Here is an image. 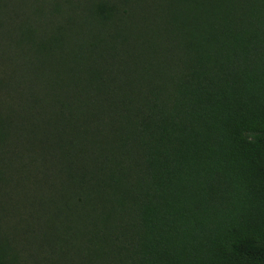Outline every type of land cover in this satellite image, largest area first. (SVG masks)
<instances>
[{
    "label": "trees",
    "instance_id": "obj_1",
    "mask_svg": "<svg viewBox=\"0 0 264 264\" xmlns=\"http://www.w3.org/2000/svg\"><path fill=\"white\" fill-rule=\"evenodd\" d=\"M60 1L0 0V264H264V0Z\"/></svg>",
    "mask_w": 264,
    "mask_h": 264
},
{
    "label": "rangeland",
    "instance_id": "obj_2",
    "mask_svg": "<svg viewBox=\"0 0 264 264\" xmlns=\"http://www.w3.org/2000/svg\"><path fill=\"white\" fill-rule=\"evenodd\" d=\"M32 1H36V0H32ZM80 1L81 2H83V0H61L60 2H61V4H62V6H65L63 3H65V4H72V5H77V4H80ZM74 7H78V6H74ZM81 23V21H79L78 23H77V25H78V27L79 28H84V27H82V25H79ZM85 29V28H84ZM88 28H86L85 30H87ZM74 44V42L72 41L71 42V45H73ZM193 47H196L195 45H193ZM168 63V54L166 53V52H162V59H161V61H158V60H155L154 61V63L153 64H155V66H157V67H165V65ZM58 74H60V73H58ZM69 74H79L78 72H76V71H72V72H70ZM68 238H69V243H68V247H69V249L70 250H72V243L74 242L72 239H73V237L71 236V235H69L68 236ZM77 254H79L80 255V253H77Z\"/></svg>",
    "mask_w": 264,
    "mask_h": 264
}]
</instances>
